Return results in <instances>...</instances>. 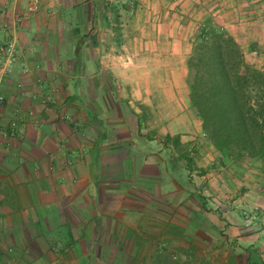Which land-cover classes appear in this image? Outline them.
Listing matches in <instances>:
<instances>
[{"label":"crops","instance_id":"0c3cea01","mask_svg":"<svg viewBox=\"0 0 264 264\" xmlns=\"http://www.w3.org/2000/svg\"><path fill=\"white\" fill-rule=\"evenodd\" d=\"M137 3L141 23L131 27L139 34L111 43L105 32L126 25L112 22L118 9L101 10L100 0H0V60L5 46L16 48L0 85V264H83L94 253H117L119 245L100 244L125 237L122 226L140 225L147 233L141 237L163 240L166 219L181 224L182 213L195 219V205L212 204L195 199L197 166L180 153L204 135L190 105L187 61L208 19L262 53L264 0ZM251 194L235 201L251 220L227 215L240 234L254 232L264 209ZM166 208L173 211L168 218ZM86 238L93 239L90 252ZM156 247L132 252L162 254ZM68 255L77 262L64 261Z\"/></svg>","mask_w":264,"mask_h":264},{"label":"rangeland","instance_id":"374dc122","mask_svg":"<svg viewBox=\"0 0 264 264\" xmlns=\"http://www.w3.org/2000/svg\"><path fill=\"white\" fill-rule=\"evenodd\" d=\"M138 5L137 0H100L101 10L102 8H105V10H108V8L118 9L115 14L110 16L112 22L114 20L116 24L121 23L122 25H126V27H123L126 31H120L119 27H117L116 32H105L106 36L104 38L107 42L111 41L112 43L114 38L118 40L119 37L122 39L137 37L136 35L139 32H133L131 26L134 24L139 26L141 23V12ZM87 7L88 5L85 4L88 18ZM128 11L129 13H127ZM118 12H121L120 15H118ZM90 19L91 15L89 17L90 23H87L85 29L87 39L92 32ZM198 31L195 32V36ZM241 49L248 65L264 70V51L255 55L249 51V48L241 46ZM119 52L117 48L116 53L119 54ZM202 133L204 135L202 136L201 134V138L198 137L195 146L188 145L189 151L182 148L180 153L182 159L185 154L184 158L189 163H187L188 166H197V173L194 179L197 180L198 190L195 199H209L210 201L212 200V204L208 203V206L205 208L195 205V208H193L195 219L186 216L187 220H184L185 215L182 213L181 224L174 225L171 220L166 219L162 236L163 240H160L157 235L153 234H150L149 238L141 237L139 234L147 235V233L142 231L140 225L136 226L139 233L136 230L132 231L130 227L122 226L123 233H126L125 237L124 235H120L114 240L104 239L101 240L100 244L103 250L108 249V247L111 248L112 244L119 245L120 249L116 250L117 253L111 255L105 254L104 256L95 255L94 253L83 264H88L89 262L90 264H148L149 261L153 260L158 264H264L263 207L260 208L262 214H258L256 225L253 226V231L261 234L260 238L246 239L245 237L248 234L254 232L240 234L242 231L230 229V225L235 226L236 223L232 222L233 224H230V219L227 218L228 215L232 216L234 221H236L235 216L237 218L239 216L242 221L252 219L250 210L246 212L247 215L240 214V208L237 209L235 207V201L238 199L240 193L251 192V196L257 194L258 198L264 201V160L249 159L237 161L222 157L208 140L204 131ZM201 174H209L212 177L208 179L205 176L202 179L201 176L203 175ZM204 181L210 184L208 186L214 187V189L212 191L205 190L206 184L202 183ZM222 184L224 187H220ZM242 188H244L243 191ZM188 197V194L182 196V198ZM223 201L226 202V208L219 205V203L224 204ZM191 204L193 205V203ZM165 213L168 218V214L172 215L173 211L170 208H166ZM188 219L194 222L189 223ZM227 222L228 224H226ZM253 227L250 226L249 230H252ZM85 243L86 250L88 251V247V252H90L93 246V239L86 238ZM154 246H159L156 248L162 254L142 256L139 253L134 254L132 252L135 247L139 250L141 247L152 248ZM210 248L213 249L214 254L207 253V250ZM67 257L68 259L65 257L64 261H69L70 263L77 262V256L68 255ZM78 257H81V253Z\"/></svg>","mask_w":264,"mask_h":264},{"label":"trees","instance_id":"16d2710c","mask_svg":"<svg viewBox=\"0 0 264 264\" xmlns=\"http://www.w3.org/2000/svg\"><path fill=\"white\" fill-rule=\"evenodd\" d=\"M187 70L191 108L217 152L264 160V70L248 65L236 40L209 19L194 38Z\"/></svg>","mask_w":264,"mask_h":264},{"label":"built area","instance_id":"2783aa9c","mask_svg":"<svg viewBox=\"0 0 264 264\" xmlns=\"http://www.w3.org/2000/svg\"><path fill=\"white\" fill-rule=\"evenodd\" d=\"M38 3L32 4L30 10H35ZM2 60H0V85L7 79L11 74L13 65L16 62V48L14 43H9L2 49ZM4 97L0 96V103H3Z\"/></svg>","mask_w":264,"mask_h":264}]
</instances>
